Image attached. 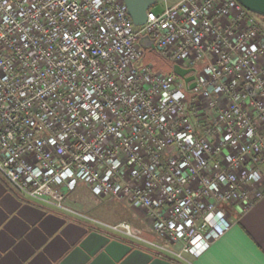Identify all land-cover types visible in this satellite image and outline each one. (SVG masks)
Listing matches in <instances>:
<instances>
[{
  "label": "built area",
  "instance_id": "built-area-1",
  "mask_svg": "<svg viewBox=\"0 0 264 264\" xmlns=\"http://www.w3.org/2000/svg\"><path fill=\"white\" fill-rule=\"evenodd\" d=\"M158 3L135 26L123 0H0V173L63 213L80 182L128 203L151 237L94 222L186 261L264 196V31L237 0Z\"/></svg>",
  "mask_w": 264,
  "mask_h": 264
},
{
  "label": "crops",
  "instance_id": "crops-1",
  "mask_svg": "<svg viewBox=\"0 0 264 264\" xmlns=\"http://www.w3.org/2000/svg\"><path fill=\"white\" fill-rule=\"evenodd\" d=\"M231 217L236 221L231 229L201 254L175 260L97 224L26 200L0 173V264H264V196L248 212H232ZM146 224V236L151 237Z\"/></svg>",
  "mask_w": 264,
  "mask_h": 264
},
{
  "label": "rangeland",
  "instance_id": "rangeland-1",
  "mask_svg": "<svg viewBox=\"0 0 264 264\" xmlns=\"http://www.w3.org/2000/svg\"><path fill=\"white\" fill-rule=\"evenodd\" d=\"M166 1L168 2L171 0ZM150 9L153 12L158 13L162 9V4L158 3L150 6ZM253 15L264 31V18L257 14ZM144 62L153 64L155 70L163 72H169L171 70L170 65L164 63L155 51H147L145 53ZM65 203L67 207L74 211V213L65 214L75 219H82L92 224H96L94 221L105 222L108 224H116L124 221L130 224L133 228L142 231L144 235L147 233L144 228L146 224L145 220L138 215V212L128 203L118 202L109 198L103 199L95 197L82 182H80L69 194ZM184 257L191 259L189 255H185Z\"/></svg>",
  "mask_w": 264,
  "mask_h": 264
},
{
  "label": "water",
  "instance_id": "water-1",
  "mask_svg": "<svg viewBox=\"0 0 264 264\" xmlns=\"http://www.w3.org/2000/svg\"><path fill=\"white\" fill-rule=\"evenodd\" d=\"M245 9L253 14L260 15L264 18V0H237ZM126 7L127 14L132 20L135 26H141L146 21V11L155 2V0H123ZM141 45L144 49L153 50L154 46L152 41L146 38L141 39ZM172 70L179 76H184L190 70L183 69L178 65H173ZM192 79V77H186L185 81ZM194 84L188 85V89H191Z\"/></svg>",
  "mask_w": 264,
  "mask_h": 264
},
{
  "label": "trees",
  "instance_id": "trees-1",
  "mask_svg": "<svg viewBox=\"0 0 264 264\" xmlns=\"http://www.w3.org/2000/svg\"><path fill=\"white\" fill-rule=\"evenodd\" d=\"M147 51H148V50H147ZM147 51H146V52H147ZM156 254H157V253H156ZM157 255L162 256V255H160V254H157ZM163 257H165V256H163Z\"/></svg>",
  "mask_w": 264,
  "mask_h": 264
}]
</instances>
